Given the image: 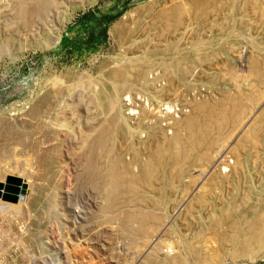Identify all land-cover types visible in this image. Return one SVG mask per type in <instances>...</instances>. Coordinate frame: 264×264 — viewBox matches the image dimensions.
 <instances>
[{"label": "bare ground", "instance_id": "1", "mask_svg": "<svg viewBox=\"0 0 264 264\" xmlns=\"http://www.w3.org/2000/svg\"><path fill=\"white\" fill-rule=\"evenodd\" d=\"M222 2H171L154 14L145 29H157L164 36L166 32L174 34L187 15L205 17L203 21H207ZM243 2L264 17V0L236 3ZM54 3L55 0L21 2L14 7V16L26 22L47 12ZM143 13L132 15L118 26L121 44L129 41ZM211 19L209 23L214 21ZM226 33L213 39L195 36L184 40L176 34L164 44L158 34L159 39L143 63L133 59L126 65L105 68L100 79L93 80L95 88L90 96L95 112L80 131L82 137L74 157L77 167L69 179L85 189L83 192L79 188L84 193L80 203H84L77 215H72L73 230L67 232L69 264H228L264 258V61L258 57L264 54V41L255 42L258 50L246 53V74L242 78L251 77L252 81L245 87L234 91L215 89V94L206 98H197L196 94L185 98L188 93L181 85L194 66L185 58L193 57V53L201 61L208 60L210 48H226ZM151 61L171 69H164L166 74L148 71ZM226 62L219 68L229 70L227 77L237 80L239 75L230 72L236 70L232 66L229 69ZM207 73L210 83L216 84L219 76ZM191 75L188 82L195 77L193 72ZM133 83L144 88L147 95L142 93L144 97L138 100L129 94L123 96L124 86ZM55 97L56 93L43 96L32 106L31 118L38 120ZM178 100L189 109L176 118L171 112L176 110L173 101ZM170 119L172 130L168 133L162 122ZM0 130L6 136L0 139V148L5 150L2 161L6 163L0 169L1 175L18 170L29 188L33 187V176L26 173L32 158L27 159L26 171L7 163L8 144H23V134L10 120L0 119ZM49 148L52 149L38 144L32 152L41 162L51 163L54 157L46 152ZM13 176L0 182L5 187ZM75 189L59 190L61 198L74 199ZM30 197L27 194L17 204H6L7 208L37 204ZM61 198L57 199V209L60 203L68 204ZM61 210L57 214L62 217ZM103 255L101 262L98 258Z\"/></svg>", "mask_w": 264, "mask_h": 264}, {"label": "rangeland", "instance_id": "2", "mask_svg": "<svg viewBox=\"0 0 264 264\" xmlns=\"http://www.w3.org/2000/svg\"><path fill=\"white\" fill-rule=\"evenodd\" d=\"M27 1L29 0H0V119L15 121L24 138L23 144H8L10 159L7 163L26 171L27 159L32 158V172L29 170L26 173L33 176L34 183L33 187L29 188L24 180L25 176L20 175L18 170L8 171L3 175L0 172V181L5 182L7 176L14 175L27 185L25 196L17 202L0 198V264H69L66 251L69 249L67 244L70 242V234L67 232L72 229V215L76 216L78 210L82 209L84 202L80 203V198L84 193L81 191L85 190L76 180H71L70 183L69 179L77 167L74 157L82 137L80 131L94 116L95 107L90 96L95 88L94 81L100 79L105 68L126 65L133 59L143 63L149 50L154 47L155 40L159 39L157 29L149 27L148 30L145 26L159 10L182 0H55V3L47 8V14L43 13L26 22L22 19L16 20L15 8L19 3ZM235 1L228 3L224 0L219 3L218 9L214 8L215 12L213 10V14L208 17V20H214L210 23L208 20L203 21L205 17L195 19L192 15H187L184 24L178 26L174 34H159L162 44L171 39V35L176 34L181 35L182 39L195 36L212 38L224 32H227L225 36L229 35L225 43L226 48L209 49L208 60L201 61L193 53H190L193 56L190 58L198 59L193 61L189 56L185 58L194 65L190 68L187 81L184 80L181 84L185 93H188L185 98H193L194 94L197 98H206L214 95L215 89L234 91L236 87H245L251 83V77L242 78V74H246L245 56L251 49L258 50L255 42L264 41V17L258 16L256 10L250 9L252 6L247 4L248 2L240 4ZM141 11H144L142 22L133 31L129 41L121 44L117 33L118 26ZM188 16L190 19H187ZM182 42L181 40L180 46L183 45ZM258 57L264 61V54H258ZM225 62L229 69L234 67L233 70L236 71L231 69L230 72L239 75V81L227 77L229 70L219 68V65L222 66ZM149 63L152 64L148 71L152 70L154 73L166 74L164 69H171V66L167 67L163 63ZM208 71L219 76L217 83H220V86L210 83ZM192 72L195 77L188 82L192 78ZM137 87L134 83L127 84L124 86L123 96L129 94L137 100L144 97V88ZM50 93H56L50 107L38 120L31 118L29 113L32 106ZM180 103L179 100L173 101L176 110L171 114L176 118L181 112L189 109L184 103ZM154 108L155 105L152 106V109ZM172 120L162 122L168 133L172 130L169 127ZM0 133L4 131L0 130ZM5 137L0 134V139ZM38 144L46 148L52 147L46 151L54 157L51 163L41 162L32 152L33 146ZM4 153L5 150L0 148V169L6 164L2 161ZM68 185L73 191L74 187L76 188L72 194L74 196L71 195L74 199L61 198L59 190H69ZM27 194L37 200V204L33 206L30 203L29 206L24 205L14 210L7 208L6 204H17L25 200ZM60 198L68 204L60 203L57 209V199ZM60 210L63 212L62 217L57 214ZM61 236L62 240L59 239ZM104 255L99 256L98 260L102 262ZM94 257V261H97L96 254ZM73 264H76V261ZM228 264H264V258L252 263Z\"/></svg>", "mask_w": 264, "mask_h": 264}, {"label": "water", "instance_id": "3", "mask_svg": "<svg viewBox=\"0 0 264 264\" xmlns=\"http://www.w3.org/2000/svg\"><path fill=\"white\" fill-rule=\"evenodd\" d=\"M3 187V184L0 182V196L4 200L17 202L20 197L25 195L27 185L19 177L13 176L9 179L4 189Z\"/></svg>", "mask_w": 264, "mask_h": 264}]
</instances>
